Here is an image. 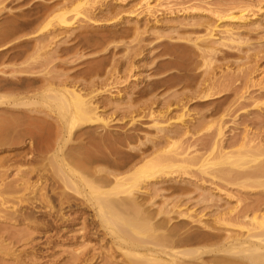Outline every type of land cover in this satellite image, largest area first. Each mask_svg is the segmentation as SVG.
Returning <instances> with one entry per match:
<instances>
[{"label": "rangeland", "instance_id": "obj_1", "mask_svg": "<svg viewBox=\"0 0 264 264\" xmlns=\"http://www.w3.org/2000/svg\"><path fill=\"white\" fill-rule=\"evenodd\" d=\"M148 1L149 6L144 0H0V162L4 161L5 165L0 168L7 172L3 176L5 185L1 187L8 186L3 194L9 196L8 203L14 210L24 206L29 215L34 214L30 215L29 223L19 222L5 218L7 213L0 210V227L3 224L5 229L0 228L1 236L4 235L0 237V264H75L72 260L81 251L87 254L83 264H124V258L111 247L106 228H112L113 224L105 225L106 215H99L91 201L81 196L82 191L76 193L71 186L68 187L71 190L65 188L55 176L56 160L65 158L71 166L75 163L77 166V157L87 153L95 154V158L87 164L83 161V166L104 168L97 171L102 177L106 171L126 174L140 160L155 156L164 148L170 155H188V158L186 155H182L183 159L175 158L176 161L173 158L178 163H173L170 174L145 180L133 192L135 197L145 202L142 207L150 208L147 211L151 213L169 196L170 205H177L173 204L176 210L172 221L177 228L195 216L210 228L216 224L217 211L233 208L231 216H234L229 217V222L236 226L221 225L227 230L222 232L244 238L249 226L237 227V222L243 219L239 217L235 222V215L240 216L239 212L244 211L250 214L257 207V200L264 202V186L252 183L251 179H244L245 184L242 178L238 180L244 181V185L242 182L239 185L237 176L229 173L232 169L243 170L238 165L241 160L236 162L237 152L232 158L240 168L235 165L231 169L232 159L230 165L223 164L226 161L221 160L223 157L218 152L202 167L207 172L212 170L211 174L220 167L215 173L227 175L222 177L217 173L221 181L218 177L209 179L211 174L204 176L197 168L204 153L200 147L217 138L215 129L220 125L223 128L218 150L222 152L234 151L235 143L245 133L264 141V0ZM61 15L67 19L66 23L58 22ZM241 16L247 17L246 22L256 20L261 24L240 28ZM224 27L235 29H232L235 41H224V34L220 33ZM211 29L215 32L211 42L213 54L217 50L215 55L198 51L193 44L195 36ZM49 83L53 88L56 86L50 89L52 92L46 89ZM65 88L75 89L91 100L104 121L83 120L71 128L66 126L53 100ZM16 98L28 103H10ZM107 134L108 139L98 143L99 136L107 138ZM201 142L204 144L197 146ZM194 145L199 147L196 151ZM54 151L58 153L56 159ZM27 154L31 156L28 158ZM93 173L82 176L98 180L96 172ZM100 175L95 184L100 179L103 182ZM92 176L95 177L91 179ZM200 177L204 180L206 177L204 185L211 190H195ZM154 181L161 183L160 193L165 196L153 191L150 202L155 205L142 198L152 192V186L147 183ZM84 189L88 191L87 187ZM117 196L127 198L123 193ZM129 211H126L128 217ZM198 224L192 222L193 227ZM200 226L192 229L198 231ZM203 244L209 241L200 243Z\"/></svg>", "mask_w": 264, "mask_h": 264}, {"label": "bare ground", "instance_id": "obj_2", "mask_svg": "<svg viewBox=\"0 0 264 264\" xmlns=\"http://www.w3.org/2000/svg\"><path fill=\"white\" fill-rule=\"evenodd\" d=\"M144 3H145L146 6H149V1L148 0H144ZM60 14L61 13L59 12L58 15H60ZM241 15H243V14H241ZM239 17H240V15H239ZM261 17H263V16H261ZM58 18H59V21L58 22L66 23V20L67 19L65 20V17L63 15L59 16ZM241 19L240 20H241V22L243 21V23H242V25H241V23H240V25H238V26H240V28H242V27H244L246 25H249V24H251V26H252V24L257 25V24H259V22H261V21L257 22L256 20L255 21L246 22L247 17H244V16L243 17L241 16ZM260 24H259V26H260ZM255 25H254V27H255ZM214 27H215V25H214ZM216 27H218V26H216ZM237 28H239V27H237ZM216 29H218V28H216ZM232 29H234V28H229V27L226 28V27H224V28H221L220 29V33H223L224 34V35L221 34V35H223V38H225L224 41H226V40L228 41L229 40L228 42L230 43V42H232L234 40L235 36H233L234 35L233 34V31L235 29L234 30H232ZM212 31H213V29H211L210 31H207V32H204L203 31L204 34L195 36V38L193 40V42H194L193 44H196V49L198 51H202L203 53L213 54L212 51H213L214 48L212 47L211 42H214L212 40L215 39V35H214L215 32L213 33ZM220 33H219V35H220ZM217 34H218V32H217ZM223 38L221 37V39H223ZM219 39H220V37H219ZM189 41H191V40H189ZM220 42H222V40H220ZM190 45H191V43H190ZM215 45H216V43H215ZM213 46H214V44H213ZM222 46H223V44H222ZM215 49H217V46L215 47ZM198 51H196V52H198ZM216 51L217 50H215V52ZM186 52L187 51H185V54H186ZM202 52H201V54H199L200 57H201V55H203ZM215 52H214L213 55H215ZM177 53H181V52H177ZM204 55L205 56H208L206 54H204ZM183 56L185 57V55H183ZM239 56H241V55H239ZM182 66H184L183 63H182ZM186 78L187 77L185 76V79ZM182 80H184V79H182ZM60 85H62V84H60ZM51 86H52L51 84L48 85V87L46 89L47 90L48 89L49 90L50 89L51 90L52 89L54 90V88H56V86H54V88L51 87ZM36 93H37V91H36ZM59 93H61V94L59 95L60 97H58V99H56V98L55 99L52 98V99L53 100H56L57 109L59 111V114L65 119V125L66 126L68 125L69 128H71L75 124H78L77 123L78 121H83V120H91V121L92 120L93 121L94 120L95 121L96 120L97 121L100 120V122L101 121H104V119L101 120L102 117H100V115H97L98 112L96 111V107L94 106L95 104L91 103V100L90 101L87 100L88 98H86V97L84 98L79 91H77L75 89H70L69 90V89L65 88L62 91H60ZM11 96H13V95H11ZM19 98L18 99L16 98V100H13L10 103H12L13 105H17V104H20V105H23L24 104L25 105V104L28 103V102L26 103V101L25 102H19V101H23L24 100V99L23 100H20ZM181 117H183V116L181 115ZM177 119L175 118V120H177ZM180 119H182V118H180ZM103 123L105 124V122H103ZM155 126H157V125H155ZM222 128H221V125H220L217 129H215V130H217V134H216L217 135V138H215L213 141H211V143H209V145L208 144L207 145H202V147H200V148H202V150H204V153L203 154L201 153L202 154V160H201L202 162L200 163V165H198V168H197V170L200 169L199 170L200 171L199 173L200 174L203 173L204 176L205 175H208V176H211L212 175V177H210V178L207 176V178H209V179H211V178L213 179L214 177H216V179H217V177H218L217 180H219V176L218 175H220V176L223 177V174H225V173L222 174V173H218L217 172L218 175H216L217 173H215L216 171H218V169L220 167L218 169H216V171L213 169L215 171V172H213V174H211L212 173L211 172L212 170L210 172H207L208 170L205 171L206 168H205V170L202 169V167H206L205 164H207V162L209 161L210 157L212 155H214L216 152H218V155L224 158V159L222 158L221 160H223V161L225 160L226 161V163H223V164L228 165L233 160L232 162H234L235 164L234 163L231 164V165L229 164L230 167H231V169L233 167H235V165H237L236 162H238L239 160H241L240 161L241 164H243V163L245 164V161L247 160L245 166H242L241 164H238L241 167H243V170H240L239 169V171L238 170L237 171H234V169H232V170L229 171V173H234L233 175L237 176L236 178H237V182L238 183H239V180L238 179H240V178H242V180H244V179L245 180L251 179V182L252 183H256L257 185L264 186V181H261L260 180V179L264 178V141L257 140L256 138H253V137L249 136V133H245L242 136V138L240 139V141L237 142V143H235L236 144L235 146H237V148L234 151H224V152H222V151L218 150L220 148V146H219V142H220L219 141V138L221 136ZM186 129H188V127ZM168 130H169V128H168ZM186 131H185V133L187 134L188 132H186ZM188 131H189V129H188ZM70 132L67 133V135L69 134L68 136H70ZM106 136H107V138H104V136H99L98 143L99 142H102L103 140L108 139V134ZM92 137H94V136H92ZM92 137H90V138H92ZM96 138H97V136L95 138H93V139H95L94 141H97ZM109 140H112V139L110 138ZM106 142L109 143V141H106ZM110 144L112 145V143H110ZM200 144H204V143L201 142L197 146H199ZM99 145H101V144H99ZM101 147L98 148V149H101ZM192 147H193V145H192ZM194 147H196V146L194 145ZM188 148H189V146H188ZM197 148H199V147H196L194 151H196ZM59 149L61 150V148H59ZM87 149H89V148H87ZM110 149H111V146H110ZM164 149H166V148H164ZM164 149L162 151L159 150L158 151V153L160 152L159 154L157 152L155 154V152H154L155 156H149V157L147 156L148 158L145 157L146 159L143 158L142 160H140L141 163H139L137 166H133V168L131 169V171H129L126 174L125 173L124 174H122V173H113V172L104 170L103 175H104L105 171H106V175H104L102 177V175H100V173H99V175L103 179L104 184H103V182L101 183V179H100V182H98V183L104 185L103 187L100 186L98 183H97L98 185L95 184V183H96V181H99V177H98L99 175L97 174V171L101 172L100 170L101 169H104V168H101L100 167V170H97L98 168L97 169L94 168L95 169L94 170V169H92V166L85 167L86 165L83 166L84 163H82L84 161V162H86L85 164H87V161L89 162V161H91L92 159L95 158V156H94L95 154L92 155V153H90V154L87 153V154H84V156H81L82 154H80L81 158L79 159L80 156L77 157L78 158V161H79V164L77 166L75 165L76 163L73 166H71L69 164V162H67L66 159L64 158V159L56 160L55 166H53V167H54V170L56 171L55 173L57 174L55 176H58V178H60V180L64 184V187L65 188H68V187L71 186L73 189H75V190H73L75 192L77 191V192L80 193L82 191L83 193L81 192V196H83V197H85V199H88V200L91 201V202L90 201L89 202L92 203L91 205H94V207L96 208L95 210H97L98 214L99 215H104V214L106 215L105 218H104L105 220L101 218V220H104V223H106L105 225H108V224H109V226H110V224L111 225L112 224L113 225H117V227H113V225H112V228L107 227L106 229H108V232H109L108 234H109V236H111V241H110L111 242V247H113V249H115L122 256V258H124V264L125 263L126 264H264V208H263L264 207V202H260L259 203V200H257L258 201L257 207L256 208L254 207L255 209L253 208L254 209L253 211L250 209L253 206L252 207H249V209L252 211V213H250V214L249 213H246L244 211L243 214H241L239 212L240 216H238V215L236 216L235 215V217H236L235 222L236 221H239V219H238L239 217L240 218L242 217V219H243L240 223L237 222V227L240 226L241 228H243V227L249 226L245 230L246 231V234H245L244 238H242V236H239V235H238V237H237V235L236 236H234V235L231 236V235H229L230 233L227 234L228 232H222V230H224V229H223V227H221V225L224 226V225H227V224H231L229 222V217L232 218L234 216V215L231 216V214H233V212H234V209L233 208L232 209H229L227 211H224V212H220V211H223V210L217 211L219 213L218 214L216 213L215 220L213 219L215 221V223L218 224L217 226H215L216 225L215 224L214 226H211L209 228L208 224H204L202 222V219H199V218L196 219L195 218L196 216L195 217L193 216L195 219L194 218L193 219L191 218L192 220L191 221L187 220L188 221L187 223L185 221L186 224H181V227L179 226L180 225L179 224L178 226L180 228H177L176 226L173 227V225H172V221H173V210H176V209L173 208V204L175 205V203H173V204L171 203L172 204V206H171L170 205V200H168V199H170L169 196L167 198H164L165 196L163 197V195L160 193V191H163V188H162V186H160L161 183H160V185L158 184V181H154L153 183L150 182L151 184H148L147 183V185H151L152 186V192L150 191L148 194L146 193L147 196L146 197H142V198L144 199V201L150 202L151 199H152V197H153V195H154V193L158 191V195L160 193V195L164 198L162 200V203L158 204L160 207L157 205L158 207L156 206L157 208L154 209V212H151L150 211L151 213H149L147 211V210H150V208H147V210H145V208L142 207V205L145 202H141L140 200H138V198H136L137 196L135 197V195L133 194V192L136 189H138L139 186L142 185V183L145 180H147V179L148 180H150V178L151 179L152 178L157 179L159 176H161V174H167V173L170 174V172H172L171 168H173V163H178V162H174L173 160L175 158H178V157L179 158L181 157L182 159L184 158V157H182V155H184V153H183V150L184 149L183 150L182 149L180 150V151H182L181 153H183V154H175V155H173V154L170 155L171 152L169 150H164ZM61 151H59V152L61 153ZM185 151L187 152V150H185ZM112 152H110V153H112ZM167 152H170L169 155H165V153H167ZM235 152H237L236 156L238 157V159L235 158L237 161L234 160V158H232V157H234V153ZM20 153H21V151H20ZM54 153H55V151H54ZM56 153L54 155H56ZM189 153L190 152H188V154ZM28 154H27V157L28 156H31V155H28ZM107 154H108V152H107ZM57 156L58 155H56L54 158L56 159ZM63 156H64V154H63ZM63 156H61V157L63 158ZM100 157H101V155H100ZM186 157L188 158V155H186ZM54 158H53V160L55 161ZM19 159H20V157H19ZM19 159L17 157V160H19ZM50 159H52V158H50ZM230 159H232V160H230ZM176 160L177 159H175V161ZM178 160H180V159H178ZM242 160H243V162H242ZM133 161H135V160H133ZM2 162H4V161H1L0 162V167L5 166L4 164H2ZM73 162H75V161H73ZM240 162H238V163H240ZM133 164H134V162H133ZM89 165H87V166H89ZM179 165L180 164H178L177 166H179ZM221 165H222V162H221ZM238 165L235 168H240V166L238 167ZM184 167H186V166H184ZM230 167H227V169H229ZM166 168H168V169H166ZM169 168H170V170H169ZM165 169L168 170V171H166ZM81 170H84V171L82 172ZM223 171H219V172H223ZM91 172H94V173L96 172V174L98 176L96 174H95V176H96V178L98 180L95 179V181H93L94 180L93 178L95 176L94 177L92 176V178L90 177L93 180H90V179H87L86 178V176H89ZM6 173H7L6 172V169L3 170V168L2 169L0 168V210L3 211V212L5 211L8 214V216L6 217L7 214L4 213V214H6L4 217L7 218V219H8V217H10V219L11 218L12 219L14 218V219H16V221H19V222H25V221L28 222V220L31 219L30 218V215H32V214L29 215V213L26 212L24 206H22V207L19 206L18 209L15 208L17 210H14L13 206L12 205L10 206V204H9L10 203L9 202L10 199L8 198L9 196H5L3 194V193H5V191H7L5 189L8 187L7 186L5 189H2V187H1L2 185H5V183H3V180H4L3 176ZM55 173H53V174H55ZM83 173H85L86 176H82ZM208 173L211 174V175H209ZM226 173H228V172L226 171ZM226 178L227 179H230V177L229 178L226 177ZM236 178L233 177L234 180ZM200 179H201L200 183L199 184H197V183L195 184V190L196 189H200V191L201 190H206V189L207 190L208 189L211 190L209 187L207 188V186L204 185L205 183H207L206 182V180H207L206 177H205V180H204V178L202 179L201 177H200ZM219 181H221V180H219ZM228 181H230V180H227L226 182H228ZM231 181H232V179H231ZM243 182H242V184H243ZM8 183H10V182H8ZM240 183H239V185H240ZM244 183L246 184V181ZM80 184L82 185V187L81 186L79 187ZM105 186L107 188H105ZM64 187H62V188H64ZM85 187L88 188V191L84 189ZM68 189L71 190V188H68ZM191 189H192L191 191L193 192L194 189L193 188H191ZM153 191H154V193H153ZM122 193L123 194H126V197L127 198H128V196H130L129 197L130 199L120 198V197L117 196V195L122 194ZM151 193H152V195H151ZM201 193L203 194V191ZM131 194H133V196H134L133 198H132ZM67 195H69V194H67ZM205 195H203V196H205ZM211 195H212V197L214 196V194H212V193H211ZM211 195L208 196L209 199H210V196ZM15 196L16 195H14V197ZM197 196L198 195L196 194L195 197H197ZM44 197H45V195H44ZM62 197H63V195H62ZM65 197H67V196H65ZM195 197H193V198H195ZM199 197L200 196H198L197 198L200 200ZM45 198H47V196ZM37 199H38V197H37ZM47 200L50 201L49 199H47ZM257 201H256V203H257ZM22 202H23V200H22ZM193 202H195V201H193ZM199 202H197V203H199ZM197 203H196V205H197ZM256 203L254 205H256ZM153 204L155 205V202ZM45 205H48V204L46 203ZM165 205L167 207L168 206H170V207L169 208L166 207V209H165L164 208ZM153 206H151V207H153ZM175 206H177V205H175ZM176 208H178V207H176ZM127 210L128 211L130 210L129 212L132 214L131 215L129 213V216L130 217L126 216V213H127L126 211ZM176 212L177 211H175V214H176ZM107 214H108V216H107ZM161 214H163V216ZM121 215H123V216H121ZM159 215H161V217H157ZM178 215L180 217V214H178ZM189 217H191V216H189ZM235 217H234V219H235ZM226 218H228V219H226ZM231 218H230V220H231ZM30 221H32V220H30ZM49 221H51V220H49ZM52 221H54V220L52 219ZM36 222H37V220H36ZM181 222H183V221H181ZM192 222H193V224L195 222L199 223L198 225H195L197 227L201 224V226H200V229L201 230L199 229L198 231H196V230L192 229V228L195 227V226L193 227ZM242 223H245V225H243ZM1 225L3 226V224H1ZM174 225H175V222H174ZM231 225L232 226H236V225H233V224H231ZM2 226L0 228H2ZM6 226H4V227H6ZM27 226H30V225L28 224ZM34 228H36V226ZM205 228H207V229H205ZM3 230H5V229H3ZM6 231H7V228H6ZM224 231H227V230H224ZM1 232H2V230H0V233ZM27 232H28V229H27ZM11 233H12V231H11ZM11 233H10V236H12ZM86 234H83V236H86ZM24 235H25V233H24ZM28 235L31 236V234H28ZM3 236L4 235L1 236V234H0V237L3 238ZM6 236L8 237L7 234H6ZM2 241L3 240H1V242ZM4 241H5V239H4ZM4 241L2 242V245H3ZM204 241H205V243H206V241H209V244L200 245V243L202 244ZM108 243H109V241H108ZM190 245H193V246H190ZM109 249H111V248H109ZM80 254L81 255H79V256L77 255L78 257L76 256V258L73 259L72 262L74 261L75 264H83L87 260V256H86L87 254L84 251H81ZM205 256H208L210 259H204ZM93 257H94V255H93ZM98 258H100V257H98ZM101 263H103V262H101Z\"/></svg>", "mask_w": 264, "mask_h": 264}]
</instances>
